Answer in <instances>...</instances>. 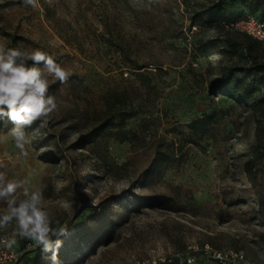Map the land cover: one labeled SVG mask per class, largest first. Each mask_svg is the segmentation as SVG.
Here are the masks:
<instances>
[{
	"label": "rangeland",
	"instance_id": "obj_1",
	"mask_svg": "<svg viewBox=\"0 0 264 264\" xmlns=\"http://www.w3.org/2000/svg\"><path fill=\"white\" fill-rule=\"evenodd\" d=\"M213 1L0 0V45L72 73L48 77L57 109L26 128V156L0 120V171L42 189L51 226L67 228L52 237L60 264H264V159L247 171L241 149L264 150V76H248L249 104L208 92L224 66L249 65L240 31L198 20ZM210 113L203 131L187 127ZM15 238L19 264L52 254Z\"/></svg>",
	"mask_w": 264,
	"mask_h": 264
},
{
	"label": "clouds",
	"instance_id": "obj_2",
	"mask_svg": "<svg viewBox=\"0 0 264 264\" xmlns=\"http://www.w3.org/2000/svg\"><path fill=\"white\" fill-rule=\"evenodd\" d=\"M21 3L36 8L39 0H21ZM28 61L33 62L31 66ZM71 75L70 70L39 49L28 53L18 48L5 50L0 45V120L8 118L14 124L9 134L21 154L27 155L25 146L30 143L26 128L36 121L45 127L57 109L56 97L49 93L48 77L65 84ZM5 167L0 162V168ZM27 183V180H10L0 171V203L5 205L0 211V230L15 224L12 237H0V245L10 249L17 243L16 236L29 239L44 252L51 251V256L43 258L45 264H60L58 249L62 242L57 239L53 246L52 237L66 235L67 228L51 226L49 213L43 207V190L30 192Z\"/></svg>",
	"mask_w": 264,
	"mask_h": 264
},
{
	"label": "trees",
	"instance_id": "obj_3",
	"mask_svg": "<svg viewBox=\"0 0 264 264\" xmlns=\"http://www.w3.org/2000/svg\"><path fill=\"white\" fill-rule=\"evenodd\" d=\"M244 7L241 8L240 5ZM237 9H240L239 11ZM264 13V0H214L200 11L196 12V16L201 23L215 25L225 30H233L225 28L224 23L231 22L237 18H244L247 15H262ZM259 20H263L254 16ZM239 32V31H238ZM244 37L245 55L248 58V67L242 65L224 66L219 78L214 80L208 87L210 94H220L231 99L235 104H249L253 102V93L255 87L251 83L248 76L251 73L262 74L264 76V60L259 58L256 47L259 46L258 40L240 32ZM230 42L229 39L225 43ZM214 119V113L203 115L193 119L187 124L192 133L203 131ZM248 159L245 161V168L252 169L259 159H264V150L257 145L242 147ZM30 242V241H28ZM206 264L205 262H202ZM186 264V260L183 261ZM214 264H223L218 260H214Z\"/></svg>",
	"mask_w": 264,
	"mask_h": 264
},
{
	"label": "built area",
	"instance_id": "obj_4",
	"mask_svg": "<svg viewBox=\"0 0 264 264\" xmlns=\"http://www.w3.org/2000/svg\"><path fill=\"white\" fill-rule=\"evenodd\" d=\"M225 28L235 29L243 32L261 42H264V20H259L252 15H247L244 18H237L231 22L224 23ZM0 237H7L6 234H0ZM24 247L30 248V242H25ZM232 260L241 262L244 264L243 256L241 254H230ZM22 252L15 248H6L0 245V264H19L21 260ZM214 260L222 262L221 255L214 254ZM223 263V262H222ZM186 264H204L202 262L192 263L186 260ZM224 264V263H223Z\"/></svg>",
	"mask_w": 264,
	"mask_h": 264
},
{
	"label": "crops",
	"instance_id": "obj_5",
	"mask_svg": "<svg viewBox=\"0 0 264 264\" xmlns=\"http://www.w3.org/2000/svg\"><path fill=\"white\" fill-rule=\"evenodd\" d=\"M240 5V4H239ZM241 6V8H243L244 9V7L242 6V5H240Z\"/></svg>",
	"mask_w": 264,
	"mask_h": 264
}]
</instances>
